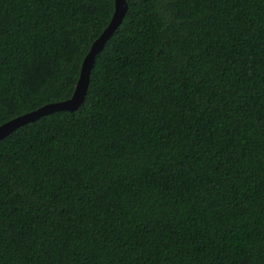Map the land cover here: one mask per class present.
I'll return each mask as SVG.
<instances>
[{
    "label": "trees",
    "instance_id": "16d2710c",
    "mask_svg": "<svg viewBox=\"0 0 264 264\" xmlns=\"http://www.w3.org/2000/svg\"><path fill=\"white\" fill-rule=\"evenodd\" d=\"M85 102L0 141V264H264V0H127ZM114 0H0V126L72 98Z\"/></svg>",
    "mask_w": 264,
    "mask_h": 264
},
{
    "label": "water",
    "instance_id": "95a60500",
    "mask_svg": "<svg viewBox=\"0 0 264 264\" xmlns=\"http://www.w3.org/2000/svg\"><path fill=\"white\" fill-rule=\"evenodd\" d=\"M115 1V13L114 16L102 33V35L93 43L89 53L85 57L80 71L79 80L75 89V92L71 99L59 103H52L39 108L28 114L19 116L0 126V141L7 136L14 133L22 126L34 122L46 115H50L55 112H76L81 105L85 102L88 88L90 85L91 72L94 67L96 57L111 39L116 30L122 25L124 18L128 11L127 0H114Z\"/></svg>",
    "mask_w": 264,
    "mask_h": 264
}]
</instances>
